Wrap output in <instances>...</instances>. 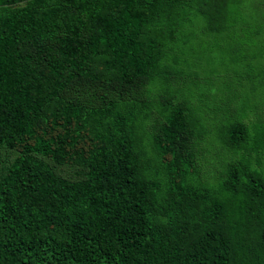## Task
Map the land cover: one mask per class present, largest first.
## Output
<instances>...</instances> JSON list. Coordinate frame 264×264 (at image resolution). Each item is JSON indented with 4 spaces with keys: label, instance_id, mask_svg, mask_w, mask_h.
I'll return each instance as SVG.
<instances>
[{
    "label": "trees",
    "instance_id": "obj_1",
    "mask_svg": "<svg viewBox=\"0 0 264 264\" xmlns=\"http://www.w3.org/2000/svg\"><path fill=\"white\" fill-rule=\"evenodd\" d=\"M244 1L0 0V264H264V0L250 37ZM246 38L250 105L211 113L190 79L244 65Z\"/></svg>",
    "mask_w": 264,
    "mask_h": 264
},
{
    "label": "rangeland",
    "instance_id": "obj_2",
    "mask_svg": "<svg viewBox=\"0 0 264 264\" xmlns=\"http://www.w3.org/2000/svg\"><path fill=\"white\" fill-rule=\"evenodd\" d=\"M261 0H245L243 3V13L241 15L242 19H245L247 22H249V25L246 26V28H238V31L245 32V36L250 37V35H253L254 32L259 31L260 29L257 28L256 25L257 22H259V19L262 18L261 14L263 13L262 10V4L260 3ZM256 9H258V14H255ZM263 15V14H262ZM263 19V18H262ZM241 37V33L239 35ZM237 40H233L231 42H227L226 44H223V47H228L229 45L236 46L241 45V40L238 41V37H236ZM249 39V38H248ZM245 44H247L245 48L241 49V55L245 56L244 58H247V62L242 64H238L234 62L233 57L230 55H218V59L216 61V66H211L209 68L210 71L203 72V74L200 76V79L191 78V82L194 83H200L199 88L202 93H207L209 95H206V100L209 107L211 108V113L218 114L219 111L223 110L226 104H230L229 99L240 97L238 103L245 102L246 104L251 94V88L244 86L242 83H245L242 81L245 78V73L249 72L251 68H249L248 64L251 63L252 60V53H255L254 50H252L253 47H257L256 42H252L251 40H247L246 38ZM244 44V43H243ZM242 44V45H243ZM264 45V43H262ZM212 46V45H211ZM209 46V47H211ZM246 48H248V51H246ZM259 51V50H258ZM252 52V53H251ZM209 56V55H208ZM222 58V59H221ZM255 61V60H253ZM254 71V70H253ZM264 78V75H262L259 80ZM249 83V82H248ZM251 86V84L249 83ZM261 95L264 97V92L261 93ZM211 97V98H209ZM260 97H258L259 99ZM195 98H193L194 100ZM224 102V105H221V102ZM264 101L259 100V102ZM251 103V102H250ZM200 108H203L205 110V105H200L198 103H195ZM250 105V104H248ZM264 117V113H263ZM209 118H211L209 116ZM214 121L209 122L208 124H214ZM216 142V141H215ZM208 157L211 159V162L213 163V166H209L208 170H213V173H216L219 170H222L223 166L230 160L225 159L222 157L223 152L221 151L220 145L217 146V143H213L212 146L208 150ZM234 158V157H233Z\"/></svg>",
    "mask_w": 264,
    "mask_h": 264
}]
</instances>
